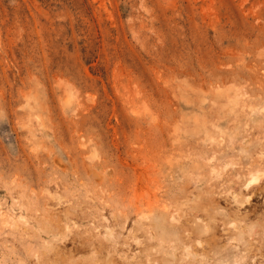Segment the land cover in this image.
<instances>
[{"label":"rangeland","instance_id":"374dc122","mask_svg":"<svg viewBox=\"0 0 264 264\" xmlns=\"http://www.w3.org/2000/svg\"><path fill=\"white\" fill-rule=\"evenodd\" d=\"M263 186L264 0H0V264H264Z\"/></svg>","mask_w":264,"mask_h":264},{"label":"bare ground","instance_id":"6f19581e","mask_svg":"<svg viewBox=\"0 0 264 264\" xmlns=\"http://www.w3.org/2000/svg\"><path fill=\"white\" fill-rule=\"evenodd\" d=\"M249 171H251V170H249ZM243 177H244V176H243ZM262 185H263V184H262ZM252 186H253V185H252ZM255 186H256V185H255ZM260 186H261V185H260ZM253 187H254V186H253ZM253 187H252V189H254ZM258 187H259V186H258ZM258 187L256 186V188H258ZM261 187H262V186H261ZM261 187H260V188H261ZM263 187H264V186H263ZM249 188H251V185H250V187H248V189H249ZM256 188H255V189H256ZM257 190H258V189H257ZM257 190H255V191H257ZM253 192H254V190H253ZM188 229H189V228H188ZM108 231H109V233L111 232L110 229H109ZM106 234H108V233H106ZM110 236H111V233H110ZM84 244H85V243H84Z\"/></svg>","mask_w":264,"mask_h":264}]
</instances>
